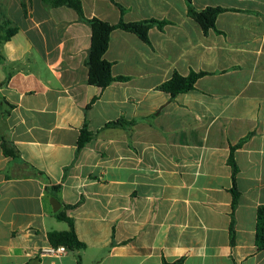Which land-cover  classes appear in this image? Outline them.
I'll return each instance as SVG.
<instances>
[{"label":"crops","instance_id":"1","mask_svg":"<svg viewBox=\"0 0 264 264\" xmlns=\"http://www.w3.org/2000/svg\"><path fill=\"white\" fill-rule=\"evenodd\" d=\"M81 1L89 19L171 24L152 27L150 45L114 30L104 58L129 80L101 89L88 83L91 27L73 8L0 0V264H264V0H193L224 9L208 34L186 0ZM191 71L208 73L194 90H158ZM120 118L135 124L106 126ZM85 123L94 136L79 151ZM250 134L234 152L232 242L228 160ZM53 198L75 206L85 249L50 251L49 233L68 229Z\"/></svg>","mask_w":264,"mask_h":264},{"label":"trees","instance_id":"2","mask_svg":"<svg viewBox=\"0 0 264 264\" xmlns=\"http://www.w3.org/2000/svg\"><path fill=\"white\" fill-rule=\"evenodd\" d=\"M52 7L67 6L73 8L80 19L87 22L92 30V40L89 55L87 58V66L89 69L88 74V83L90 85L97 86L101 89L108 87L113 81H128L129 77L119 76L115 77L112 74V63L107 61L104 58V55L109 47L110 37L114 30L121 29L128 31L137 35L141 40L147 44H151L149 39V30L152 27H157L160 30H164V27L168 24H171L167 20H141L133 22H125L120 20L116 24H111L107 21H103L99 18H87L84 14L82 1L81 0H44ZM114 3L115 0H112ZM188 6V15L194 19L202 27L205 34H208L210 29L215 28V22L220 13L224 11L220 7H206L202 10H198L193 5V0H186ZM121 12L124 13L125 9L118 5ZM16 28H8L7 35L4 40L10 39L15 33ZM206 72H195L191 71L189 75L183 76L178 72H174L173 76L162 83L158 90L164 91L170 94L171 98H175L177 95L182 93H187L195 89L196 82L203 76L207 75ZM90 105L88 106V108ZM135 124V121H129L125 118H120L115 121L109 122L107 127H122L127 128ZM94 134L88 129L87 123L81 129L80 137L78 140V150L80 151L84 148L92 139ZM251 136L241 139V141L231 147V153L228 160L229 165L232 168V182L233 187L231 189L232 193V225H231V239L234 240V217L235 212L239 204L240 192L237 189V174H238V165L236 163L234 152L236 149L240 148L247 139ZM4 153L6 156H16V151L10 149L6 142L2 144ZM58 190V188H54ZM75 206L65 205L62 210H59L55 213V217L59 221L66 222L68 224V229L65 231H53L49 233V241L54 247L65 246L70 251H80L86 248V244L80 241L76 234L74 220L72 217L67 215V210L72 209ZM256 245L259 249L264 250V205L259 206L257 211V224H256ZM80 262V259H79ZM164 264H182L181 262L167 263Z\"/></svg>","mask_w":264,"mask_h":264},{"label":"built area","instance_id":"3","mask_svg":"<svg viewBox=\"0 0 264 264\" xmlns=\"http://www.w3.org/2000/svg\"><path fill=\"white\" fill-rule=\"evenodd\" d=\"M52 253L54 254H64V253H67L68 252V249L65 247V246H58V247H53L51 250H50Z\"/></svg>","mask_w":264,"mask_h":264},{"label":"water","instance_id":"4","mask_svg":"<svg viewBox=\"0 0 264 264\" xmlns=\"http://www.w3.org/2000/svg\"><path fill=\"white\" fill-rule=\"evenodd\" d=\"M51 204H52L54 212H58L60 210L61 204L56 198H53L51 200Z\"/></svg>","mask_w":264,"mask_h":264}]
</instances>
